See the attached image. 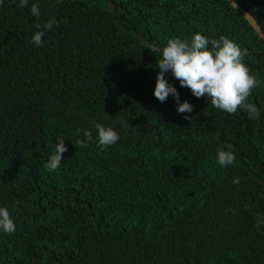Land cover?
Returning <instances> with one entry per match:
<instances>
[{
    "label": "trees",
    "instance_id": "trees-1",
    "mask_svg": "<svg viewBox=\"0 0 264 264\" xmlns=\"http://www.w3.org/2000/svg\"><path fill=\"white\" fill-rule=\"evenodd\" d=\"M234 1L264 34V0ZM50 18L61 22L33 46ZM196 32L247 50L259 119L214 108L170 73L192 119L154 98L149 45ZM93 122L119 141L81 148L76 130ZM57 138L68 151L48 172ZM229 145L234 165L221 168ZM0 206L16 224L0 233V264H264V42L226 0H2Z\"/></svg>",
    "mask_w": 264,
    "mask_h": 264
},
{
    "label": "clouds",
    "instance_id": "clouds-1",
    "mask_svg": "<svg viewBox=\"0 0 264 264\" xmlns=\"http://www.w3.org/2000/svg\"><path fill=\"white\" fill-rule=\"evenodd\" d=\"M58 2V0H57ZM2 3V0H0ZM29 0H19L20 7H27ZM30 15L37 21L41 17L39 3H33ZM61 21L50 18L43 24L36 23V31L31 36V43L35 47L44 45V37ZM66 23V21H64ZM149 50L159 55L157 61L158 74L153 90V96L160 103L167 101L171 96L176 103L177 114H182L185 120H191L189 115L194 111V106L187 100L181 102L177 87L169 82L166 76L178 81L181 88H187L195 98H205L216 109L229 115L239 109L246 112L251 119H259L260 109L254 103L248 102L259 81L250 74L249 68L243 62L247 55L246 49L225 36L212 39L201 32H196L190 38H170L163 46L149 45ZM95 130V137L93 135ZM76 143L81 147H87L94 139L101 150L115 145L120 136L110 126L100 122H93L92 127L77 129ZM54 152L48 157L44 167L48 172L57 171L62 163L63 154L68 151L65 140L57 138ZM235 154L231 150H218L216 162L221 168L234 165ZM238 183V178L233 180ZM16 231V224L7 207L0 206V233L12 234Z\"/></svg>",
    "mask_w": 264,
    "mask_h": 264
},
{
    "label": "water",
    "instance_id": "water-1",
    "mask_svg": "<svg viewBox=\"0 0 264 264\" xmlns=\"http://www.w3.org/2000/svg\"><path fill=\"white\" fill-rule=\"evenodd\" d=\"M234 9H236L243 18L249 23L252 29L256 32L258 37L264 42V34L261 32L254 18L241 6H239L234 0H226Z\"/></svg>",
    "mask_w": 264,
    "mask_h": 264
}]
</instances>
